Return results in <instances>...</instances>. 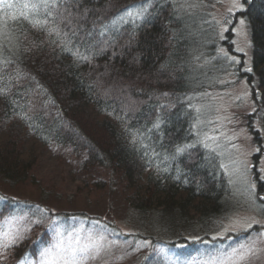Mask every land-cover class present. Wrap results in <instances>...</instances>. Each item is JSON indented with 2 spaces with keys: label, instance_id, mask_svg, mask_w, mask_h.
Returning <instances> with one entry per match:
<instances>
[{
  "label": "trees",
  "instance_id": "trees-1",
  "mask_svg": "<svg viewBox=\"0 0 264 264\" xmlns=\"http://www.w3.org/2000/svg\"><path fill=\"white\" fill-rule=\"evenodd\" d=\"M145 1L9 0L14 5L47 3L27 20L19 16L23 9L0 7V176L8 182L26 181L32 147L60 144L83 160L82 170L99 163L121 174L135 188L129 197L140 209L139 218L146 220L161 209L155 226L164 229L177 221L176 214L181 220L189 216V207L201 220L217 214L228 207L229 189L224 172L200 146L198 153H188L191 147L177 153V147L193 143L188 136L197 118L178 94L207 83L199 53L213 50L208 48L213 31L201 24L198 9L176 10V0ZM245 2L258 81L254 112L264 119V0ZM65 6L70 23H61L68 15ZM133 6L143 9V19H121ZM5 11L18 18L9 19ZM37 20L47 23L34 26ZM49 29L60 34H49ZM157 86L178 96L169 101ZM89 110L94 111L92 118ZM96 114L103 116L100 121ZM251 128L263 147L264 132ZM26 211L38 218L14 239L0 242V264H31L59 236L51 223L54 214L0 191V221L9 212ZM79 222L93 224L91 219ZM176 226L182 228L181 223ZM1 229L0 239L15 236ZM163 245L186 254V264L192 261L191 251L201 254L207 246L194 239Z\"/></svg>",
  "mask_w": 264,
  "mask_h": 264
},
{
  "label": "rangeland",
  "instance_id": "rangeland-1",
  "mask_svg": "<svg viewBox=\"0 0 264 264\" xmlns=\"http://www.w3.org/2000/svg\"><path fill=\"white\" fill-rule=\"evenodd\" d=\"M245 4V0H176L175 4L176 10L198 9L201 24L213 31L214 42L208 45L213 50L199 53L200 62L206 66L207 83L178 95L197 115L188 136L193 141L188 153H198L200 146L217 162L228 182V207L202 220L189 207V216L181 220L176 214V222L164 224V229L162 225L156 227L163 210L155 209L146 220L139 218L140 209L129 197L135 188L112 167L97 163L82 170L83 160L76 159L72 150L60 144L37 143L32 147L28 179L15 183L0 176V191L34 201L54 214L51 223L59 236L53 244L47 242L52 245V256L46 258V264L71 261L70 248L77 250L76 264H186V254L163 245L172 239L207 244L201 254L191 251L189 264H264V146H259L251 128L262 135L264 119L254 112L253 90L258 81L253 74L251 27L243 14ZM156 90L169 101L178 96L172 97L166 88L157 86ZM88 114L90 118L95 116L92 110ZM96 115L98 120L103 117ZM30 142H25L28 149ZM8 214L7 220L0 221L1 230L15 236H4L1 243L14 239L29 221L38 218L29 211ZM62 215L69 218L59 219ZM79 219H91L93 224L83 225ZM180 223L181 229L176 226ZM253 242V255L244 261L232 256L233 249L252 246ZM85 247L87 251L82 252ZM30 260L31 264H41L36 256L35 261Z\"/></svg>",
  "mask_w": 264,
  "mask_h": 264
},
{
  "label": "snow or ice",
  "instance_id": "snow-or-ice-1",
  "mask_svg": "<svg viewBox=\"0 0 264 264\" xmlns=\"http://www.w3.org/2000/svg\"><path fill=\"white\" fill-rule=\"evenodd\" d=\"M54 2L58 4L59 0H54ZM41 6L48 7L47 3L45 4L24 3L23 5H14L10 3L9 0H0V7H2L3 9H23L22 11H19V16L23 17L26 20L30 19V16H29L30 13H34ZM65 12L68 13V15L62 17L61 23H70L72 17H71V13L67 6H65ZM4 15L11 20H16L18 18L15 12L8 13L7 11H5ZM48 15H51V12H49ZM125 16L128 19L133 20L134 22L135 20L143 19V12L138 9H128L124 13V15L121 17V19H124ZM46 23H47V20H45L43 23L37 20L35 21L34 26L43 27L44 24ZM53 31H55L57 35L60 34L59 30L57 29H49V34H51ZM204 146L207 147V144H205ZM188 147H192V145L184 146L183 148L177 147V153L182 154L184 151L187 150ZM254 250H255V242H253L252 246L241 245L240 249H233L232 256L237 257L239 261H244L249 256L254 254ZM81 251L86 252L87 247H85V249H81ZM68 254L70 257H72V259L71 261L66 260L65 264H76L75 257L77 254V250L75 248H70L68 250ZM40 255H41V264H46V258H50L52 256V250L45 249L44 251L40 253Z\"/></svg>",
  "mask_w": 264,
  "mask_h": 264
}]
</instances>
